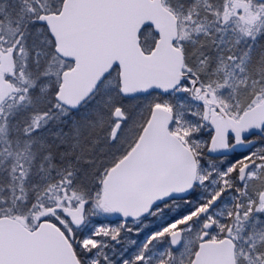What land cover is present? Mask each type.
Listing matches in <instances>:
<instances>
[{"label":"snow or ice","instance_id":"1","mask_svg":"<svg viewBox=\"0 0 264 264\" xmlns=\"http://www.w3.org/2000/svg\"><path fill=\"white\" fill-rule=\"evenodd\" d=\"M0 264H264V0H0Z\"/></svg>","mask_w":264,"mask_h":264}]
</instances>
